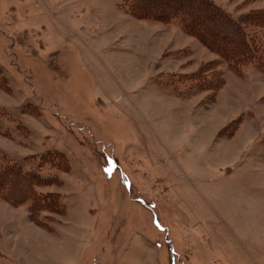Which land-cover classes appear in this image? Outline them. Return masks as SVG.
<instances>
[{
	"label": "rangeland",
	"instance_id": "rangeland-1",
	"mask_svg": "<svg viewBox=\"0 0 264 264\" xmlns=\"http://www.w3.org/2000/svg\"><path fill=\"white\" fill-rule=\"evenodd\" d=\"M124 1L0 0V264H264L263 76Z\"/></svg>",
	"mask_w": 264,
	"mask_h": 264
},
{
	"label": "trees",
	"instance_id": "trees-1",
	"mask_svg": "<svg viewBox=\"0 0 264 264\" xmlns=\"http://www.w3.org/2000/svg\"><path fill=\"white\" fill-rule=\"evenodd\" d=\"M124 5L125 12L137 20L176 24L236 75L241 68L251 65L264 78V46L260 35L264 31V9L233 16L211 0H125ZM39 177L23 171L0 153V194L4 199L11 203L28 200L29 211L46 208L45 197L35 190Z\"/></svg>",
	"mask_w": 264,
	"mask_h": 264
},
{
	"label": "crops",
	"instance_id": "crops-1",
	"mask_svg": "<svg viewBox=\"0 0 264 264\" xmlns=\"http://www.w3.org/2000/svg\"><path fill=\"white\" fill-rule=\"evenodd\" d=\"M154 26V25H153ZM164 26V25H163ZM168 32H170V34L173 36V37H179V36H181V33L177 30V29H175V28H173V30L171 31H168ZM160 34H163L162 32L160 33ZM175 35V36H174Z\"/></svg>",
	"mask_w": 264,
	"mask_h": 264
}]
</instances>
